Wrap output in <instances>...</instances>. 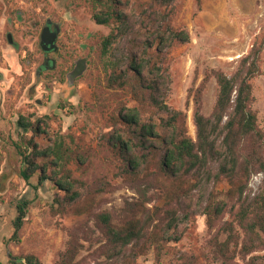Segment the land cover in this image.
Here are the masks:
<instances>
[{
	"label": "rangeland",
	"instance_id": "1",
	"mask_svg": "<svg viewBox=\"0 0 264 264\" xmlns=\"http://www.w3.org/2000/svg\"><path fill=\"white\" fill-rule=\"evenodd\" d=\"M115 6L126 10L134 31L125 39L123 47L143 38L142 14L153 0H115ZM107 8L95 0H0V264H22L20 255L35 254L44 264H55L67 240V228L85 220L86 215L73 213L54 215L55 197L63 196L49 178L39 181L38 173L29 180L23 151L33 139L44 148L55 134H62L73 152L80 151L87 160L81 163L75 157L67 167L74 178L93 183L105 178L113 189L99 198L103 209L116 211L129 206L141 194L125 182L119 172V160L108 146L106 136L113 131L111 117L122 105H136L127 90L108 88L102 57L103 38L116 22L99 24L94 14ZM171 25L186 29L190 41L175 43L168 51L165 65L169 67V83L165 99L171 109L187 115L189 134L196 139L194 93L206 72L222 70L232 76L253 45L264 38V0H174ZM48 18L61 26L57 40L55 69L38 73L44 61L40 44L41 33ZM12 33L19 44L8 40ZM85 58L82 72L69 82V74L76 61ZM260 73L252 79L258 111V123L264 133V49L260 58ZM218 82L212 77L203 95L202 112L210 116L218 95ZM160 116H154L159 122ZM30 122L23 127L21 118ZM264 174L251 177L247 197L258 193ZM228 185L225 181H206L203 178L196 189L175 206L180 218L178 241H167L162 247L155 243L138 255L137 264H179L180 256H193L200 264H264V248L241 250L244 233L239 232L237 244H231V257L225 259L216 246L224 241L226 222L233 220L229 205L218 223L211 228L205 206L212 194L222 198ZM147 206L161 205L151 189ZM29 201L28 213L18 239H13L17 203ZM92 224V223H91ZM99 238L102 234L96 230ZM103 241L85 248L78 256L80 264H121L112 262L95 251Z\"/></svg>",
	"mask_w": 264,
	"mask_h": 264
},
{
	"label": "trees",
	"instance_id": "2",
	"mask_svg": "<svg viewBox=\"0 0 264 264\" xmlns=\"http://www.w3.org/2000/svg\"><path fill=\"white\" fill-rule=\"evenodd\" d=\"M107 8L94 14L99 24L116 22L103 38L102 57L108 88H121L130 93L136 105H122L111 119L113 131L106 136L108 146L119 160L118 176L138 189L141 196L119 212L103 209L99 196L113 189L109 180L102 178L93 183L74 178L67 167L74 157L85 163L87 157L73 152L62 134H55L50 145L41 148L31 139L23 151L25 168L22 175L30 179L38 173L39 181L51 179L64 195L56 196L54 215L73 213L86 219L67 228V240L55 264H80L78 256L86 242L108 260L121 264H137L136 258L152 244L159 248L167 241H178L176 230L180 218L178 208L183 197L189 196L198 183L227 182L222 198L212 194L205 206L208 224L213 228L231 205L233 220L224 225L227 238L216 246L227 260L231 244L239 241L236 222L244 233L241 250L264 248V182L258 193L248 198L251 177L264 174V133L258 123L252 79L260 73V58L264 38L256 42L242 60L237 71L228 76L222 70L206 72L194 93V119L197 136L189 134L187 115L171 109L165 94L169 83V67L165 65L169 49L175 43L190 41L186 29L171 25L174 0H153L142 14L143 38L123 47L126 37L134 31L131 17L115 6V0H95ZM216 77L219 90L213 112H202L203 95L208 81ZM160 116L159 122L154 116ZM23 127L32 124L19 120ZM158 196L161 205L147 206L150 190ZM29 201L17 203L13 239H18L28 213ZM92 223V224H91ZM99 230L102 238L96 234ZM22 264H44L35 254L20 255ZM179 264H200L193 256L181 255Z\"/></svg>",
	"mask_w": 264,
	"mask_h": 264
},
{
	"label": "water",
	"instance_id": "3",
	"mask_svg": "<svg viewBox=\"0 0 264 264\" xmlns=\"http://www.w3.org/2000/svg\"><path fill=\"white\" fill-rule=\"evenodd\" d=\"M51 22H52L51 19L47 20V25L43 28L42 34H41V45L44 51H49V50L57 48L56 41H57L58 34L60 31V26L57 24L56 28L52 30ZM8 40L15 47H18L19 44L14 40L12 33H8ZM83 68H84V64L76 69L73 76L80 74Z\"/></svg>",
	"mask_w": 264,
	"mask_h": 264
},
{
	"label": "flooded vegetation",
	"instance_id": "4",
	"mask_svg": "<svg viewBox=\"0 0 264 264\" xmlns=\"http://www.w3.org/2000/svg\"><path fill=\"white\" fill-rule=\"evenodd\" d=\"M48 19H51V18H48ZM47 19V20H48ZM51 29L52 30H54L55 28H56V25L58 24L59 26H60V24L59 23H55L52 19H51ZM46 25H47V21H46ZM45 25V26H46ZM44 26V27H45ZM60 30H61V26H60ZM42 34V33H41ZM59 34H60V31H59ZM59 34H58V37H59ZM57 40H58V38H57ZM40 44H41V41H40ZM56 44H57V41H56ZM42 46V45H41ZM43 49V48H42ZM57 50H58V44H57V48L56 49H52V50H49V51H44L45 52V54H44V61H43V63L41 64V66L38 68V73H41V72H43V71H45V70H47V69H50V70H53V69H55L56 68V66H57V62H56V58L55 57H53L51 54H55L56 52H57ZM85 58H81L80 60H77L76 61V66H75V68L73 69V71L72 72H70V74H69V82L71 83V81H72V79H73V74H74V72L76 71V69L78 68V67H80L81 65H83L84 63H85Z\"/></svg>",
	"mask_w": 264,
	"mask_h": 264
}]
</instances>
